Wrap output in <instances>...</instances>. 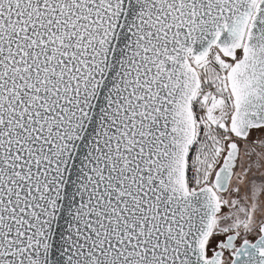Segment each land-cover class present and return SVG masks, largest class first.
Segmentation results:
<instances>
[{"label": "snow or ice", "instance_id": "6c2138e0", "mask_svg": "<svg viewBox=\"0 0 264 264\" xmlns=\"http://www.w3.org/2000/svg\"><path fill=\"white\" fill-rule=\"evenodd\" d=\"M0 264H264V0H0Z\"/></svg>", "mask_w": 264, "mask_h": 264}]
</instances>
